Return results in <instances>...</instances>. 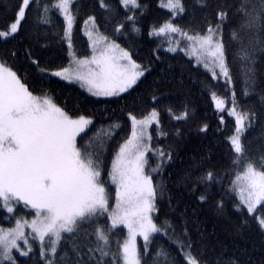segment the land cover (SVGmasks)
Returning <instances> with one entry per match:
<instances>
[{
	"label": "snow or ice",
	"instance_id": "snow-or-ice-1",
	"mask_svg": "<svg viewBox=\"0 0 264 264\" xmlns=\"http://www.w3.org/2000/svg\"><path fill=\"white\" fill-rule=\"evenodd\" d=\"M156 6L165 18L146 23L151 0L5 5L13 19L0 29V213L10 226L0 225V264H264L253 259L255 248L241 254L225 241L208 243L199 219L210 210L230 238L254 232L264 249V0ZM94 7L111 36L100 31ZM33 14L34 27L45 26L43 35L55 37L66 61H45L27 46L30 84L8 43L21 39ZM78 19L88 36L85 53L74 48ZM145 40L155 45L146 62L135 52ZM162 53H182L190 71L207 74L225 156L189 155L176 172L188 137L206 136L210 127L189 104L168 102L167 78L149 83ZM53 78L77 84L87 97L70 107L47 86ZM111 105L123 120L109 115ZM225 115L230 129L221 127ZM256 127L258 143L248 136ZM170 186L190 203L182 206Z\"/></svg>",
	"mask_w": 264,
	"mask_h": 264
},
{
	"label": "trees",
	"instance_id": "trees-1",
	"mask_svg": "<svg viewBox=\"0 0 264 264\" xmlns=\"http://www.w3.org/2000/svg\"><path fill=\"white\" fill-rule=\"evenodd\" d=\"M17 0H0V29H4L10 25L13 19V13L11 10H5V5L14 6ZM157 0H151L152 9L151 17L148 22H160L165 16V10L159 9L156 6ZM88 9L84 10V16L86 17ZM97 17V23L100 25V31L112 35L111 26L106 24L103 19V14L98 7H94ZM62 20V18H60ZM35 17L34 14L29 16L27 23L22 25L23 36L20 40L13 39L8 43V48L15 50L18 53V59L13 61V65L16 69L21 70L22 74H25V79L29 81L30 84L34 82V69L30 65V62L24 59L25 48L31 46L33 52L42 57L45 61L53 60L60 63H65L66 56L63 48L55 43V37L49 35L44 36L41 29L45 26L39 25L34 27ZM31 33V35H30ZM228 32L226 30L225 36L227 38ZM74 38V48L78 53H85L90 51L88 47V38L84 33L83 19H78L76 27L73 31ZM47 41H53L52 47L42 48L41 45ZM123 46V45H122ZM155 45L151 42L145 40L142 43H138L135 46V52L138 53V59L142 61H147L151 56V50ZM66 47V45H65ZM136 58V57H134ZM161 59L163 63H154L153 73L149 78V83L153 80L160 81L161 77L167 78V84L164 86V91L168 94V102L174 107L179 108L181 105L187 103L193 108H195L197 117L199 120L206 121L209 124L210 131L206 136L197 137L192 134L188 137L184 149L181 151L180 159L185 161V164L177 162L175 165L176 172H179L181 168L186 165V161L189 155H199L208 151L219 158L226 155V148L224 141L221 138V134L216 132L215 129L218 124V114L215 113L214 107L210 100V97L205 94V83L206 73L201 70V72H192L189 70V61L186 56L182 53L177 54L176 58H173L171 54L162 53ZM171 65V67H169ZM47 86L52 89L56 94L58 99L66 98L68 100L69 106L77 105L78 102H83L84 98L87 97V93L75 84H67L61 80L53 78L50 82H46ZM147 85L145 86V88ZM239 84L237 85V91L239 94ZM220 95H226L223 90H217ZM143 92L137 93V96L142 95ZM89 99H92L89 97ZM135 97L130 98L127 101L129 106H133L132 101ZM102 110V106L101 109ZM109 115L114 118H119L123 120V112L117 105H111L109 109ZM99 119V116L97 117ZM225 124L221 127L231 128L232 118L225 115ZM175 123V122H173ZM261 134V129L256 127L251 129L248 136L253 139L254 143H258L255 139ZM223 163V161H221ZM172 195L175 200L181 201V204L190 203L188 197L183 192L182 189L176 188L175 186H170ZM164 212L168 209L165 207ZM199 219L201 221L202 227L205 229V234L207 236L208 243H215L217 240L225 241L230 250H236L241 254H244V249L251 251L255 248V254L253 259L257 262L264 259L262 255L261 239L254 232H250L246 235L244 239L233 240L227 235V229L229 226L222 220H218L214 217L211 211L200 213ZM0 225L10 226V223L3 218V214L0 213ZM167 243V241H165Z\"/></svg>",
	"mask_w": 264,
	"mask_h": 264
},
{
	"label": "rangeland",
	"instance_id": "rangeland-1",
	"mask_svg": "<svg viewBox=\"0 0 264 264\" xmlns=\"http://www.w3.org/2000/svg\"><path fill=\"white\" fill-rule=\"evenodd\" d=\"M84 33H85V30H84ZM87 38H88V36L87 35H85ZM55 79H57V78H55ZM64 82V81H63ZM75 85H77V84H75ZM78 86V85H77ZM30 218V217H29ZM4 227H6V226H4Z\"/></svg>",
	"mask_w": 264,
	"mask_h": 264
}]
</instances>
